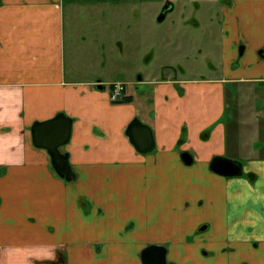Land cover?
I'll list each match as a JSON object with an SVG mask.
<instances>
[{
  "label": "crops",
  "instance_id": "1",
  "mask_svg": "<svg viewBox=\"0 0 264 264\" xmlns=\"http://www.w3.org/2000/svg\"><path fill=\"white\" fill-rule=\"evenodd\" d=\"M161 2L0 0V264H141L140 251L153 243H168V258L178 264H264V157L253 150L240 162L239 130L224 119L227 92L237 97L241 83L263 90V103L254 102L251 112L256 123L264 115V57L259 65L255 60L254 74L231 72L236 45L258 40L264 49V0H233L222 14L215 78L162 77L144 66L154 58L149 48L130 60L133 43L119 45L112 76L99 31L83 64L75 43L68 45L66 9L128 4V12L114 13L118 27L150 40ZM171 24L168 45L178 48L174 28L184 25L173 17ZM224 50L231 54L226 63ZM113 83L123 87L117 100L110 99ZM59 113L71 119L69 141L60 148L69 180L54 171L44 148L33 146L30 133L33 123ZM134 120L150 128L152 151L141 153L131 142ZM216 156L240 162L242 176L215 175Z\"/></svg>",
  "mask_w": 264,
  "mask_h": 264
},
{
  "label": "rangeland",
  "instance_id": "2",
  "mask_svg": "<svg viewBox=\"0 0 264 264\" xmlns=\"http://www.w3.org/2000/svg\"><path fill=\"white\" fill-rule=\"evenodd\" d=\"M199 2L201 9L199 12L195 13L192 8L191 11L186 9L185 5L188 4L187 0H177L174 14L159 23L158 26L153 27L154 29L150 40H148V35H144V37L142 36V40L135 38L134 36L124 35L122 28L118 27L119 19L114 18L116 16L114 13L117 10L128 12L130 9L128 4L117 3L116 5L112 4L98 7L79 5L78 8L75 9V14H71L70 9H68L69 12L67 9L65 10V12H67L65 13L67 15L65 17L67 42L68 45H70L71 41L75 43L74 55L78 59V63L83 64L89 58V54L91 53L90 45L92 33L93 31H99L102 45L106 50L102 60L107 64L112 65V76H115L114 70L119 68L118 63L121 61L119 45L124 46V44L129 45L133 43L136 45L137 50L134 51L130 60L132 62L141 60L143 57V51L145 48H149V52H152L153 54V60L148 65H144V62H141L140 64L147 67V69H151L153 72L157 68L158 71L160 70L159 72L162 73V77H165L166 75H169L170 77L190 79L196 77H219L221 68V56L219 51V3L215 4L214 1L204 3L205 0H200ZM162 6L163 3H158V12L159 10L161 11ZM100 11L105 13V18H95L90 14L99 13ZM215 14L217 17H215ZM172 17L177 25H184L174 28L181 36V44L178 48L174 41L173 44H171L169 40L168 45L167 32L172 27ZM182 17L185 22L180 24L177 21ZM193 19L198 22L197 26L192 22ZM188 21H190V24ZM236 37L241 40L243 36L239 37L237 35ZM83 38L85 41H82ZM119 42L121 43L119 44ZM262 46L263 44H260L258 40L249 41L244 49L243 55L240 57V48L236 45L237 48L232 52L234 63L231 66V72L238 76L242 74H254V72L257 71L254 67V62L259 58L258 49ZM226 51L227 50H224V59L228 55H231L230 52L227 53ZM149 54L151 55V53ZM122 59H124V57H122ZM174 62H178L180 66L178 64L174 65ZM161 66L164 67L160 68ZM108 87L110 86L108 85ZM108 87L106 86L105 89H108ZM236 87L237 97L236 92L232 93L230 89L227 92L228 96L224 119L231 125V131L236 128L239 130L238 134L240 139L237 146L239 147L240 162H244V158L249 157L253 150L257 151L258 155L264 157V115L260 114L259 121L256 123L254 121L253 110L251 112L254 102L260 104L263 103V90L258 86H256V89L255 85L251 84L247 85L241 83L236 85ZM249 117H251L253 121L248 120ZM208 185H211L210 181L208 182Z\"/></svg>",
  "mask_w": 264,
  "mask_h": 264
},
{
  "label": "water",
  "instance_id": "3",
  "mask_svg": "<svg viewBox=\"0 0 264 264\" xmlns=\"http://www.w3.org/2000/svg\"><path fill=\"white\" fill-rule=\"evenodd\" d=\"M102 88V85H97ZM128 130L131 142L141 152L153 149V138L148 126L142 125L138 120ZM71 119L63 113L57 114L54 118L45 122H35L30 128L32 144L38 148H44L49 157L54 171L60 176L69 180L72 175L68 163L67 154L62 153L60 148L66 145L70 138ZM143 145L144 148H142ZM189 159L188 154L183 155ZM210 170L222 176H239L242 173V165L238 161L216 156L210 162ZM162 248L150 247L142 253L143 264H163L164 257L161 254Z\"/></svg>",
  "mask_w": 264,
  "mask_h": 264
},
{
  "label": "flooded vegetation",
  "instance_id": "4",
  "mask_svg": "<svg viewBox=\"0 0 264 264\" xmlns=\"http://www.w3.org/2000/svg\"><path fill=\"white\" fill-rule=\"evenodd\" d=\"M176 1L177 0H162V2L161 3H163V6H162V9H161V11L159 10V12H158V17H157V20H158V22L159 23H161V22H163L164 20H165V18H166V16L169 14V13H171V12H175V9H176ZM188 1V4L187 5H185V7H186V9H188L189 11H191L192 9H193V11L196 13V12H199L200 11V9H201V5H200V0H187ZM211 2V1H214L215 2V4L216 3H219V7H218V12H219V14H220V29H221V27H222V20H221V17H222V14L224 13V11L225 10H229V9H232V7H233V0H205V2L204 3H207V2ZM213 2V3H214ZM192 8V9H191ZM185 9V10H186ZM187 10V11H188ZM215 17H217V15L215 14ZM192 22L195 24V26H197L198 25V22L196 21V20H192ZM188 23L190 24V21H188ZM239 48H240V57L243 55V53H244V49H245V47H246V44L245 43H240L239 45ZM258 52H259V58H257V61H258V63L257 64H255V65H259V63L261 62V60H262V58L264 57V49H263V47H260L259 49H258ZM113 84H115V83H113ZM113 84H110L109 86L110 87H113L112 88V91L114 90V86H113ZM120 84V83H119ZM120 86H121V92H122V89H123V87H122V85L120 84ZM136 121L134 120L131 124H130V126H129V128L131 127V126H133V124L135 123ZM129 128H128V130H129ZM144 146H147V145H143L142 146V148H144ZM153 148H154V145H153ZM139 150V149H138ZM153 150V149H152ZM151 150V151H152ZM140 151V150H139ZM141 152V151H140ZM148 152H150V151H147V152H141V153H148ZM185 153H183L182 154V159H183V161H184V163H190L191 162V158H190V162L188 161L189 159H187V158H184L183 157V155H184ZM190 157V156H189ZM211 162V161H210ZM242 165V164H241ZM210 171H212V170H210ZM213 172V171H212ZM215 175H217V176H220V177H233V178H237V177H240V176H242V175H239V176H222V175H219V174H217V173H215V172H213ZM242 173H243V171H242ZM241 173V174H242ZM71 177H72V175H71ZM186 204V203H185ZM199 206L200 205H202V202L201 201H199L198 203H197ZM187 205V204H186ZM207 227V225L206 224H202V225H200L196 230H197V233H201L200 231H204L203 229H205ZM150 247H160V248H162V250H164V252H162L161 251V254H162V256L164 257V263L163 264H178L176 261H173V260H169V258H168V255H169V247H168V243H153V244H149V245H147L146 247H144L139 253V260H140V263L141 264H143L142 263V258H141V256H142V253L146 250V249H148V248H150ZM201 253H202V255L204 256V257H208V256H210L211 255V253L209 252V251H207V250H204V249H202L201 250ZM60 260H61V262H63L64 261V258H60Z\"/></svg>",
  "mask_w": 264,
  "mask_h": 264
},
{
  "label": "built area",
  "instance_id": "5",
  "mask_svg": "<svg viewBox=\"0 0 264 264\" xmlns=\"http://www.w3.org/2000/svg\"><path fill=\"white\" fill-rule=\"evenodd\" d=\"M114 90L112 91V95L110 97L111 100H117L121 95V86L119 83L113 84Z\"/></svg>",
  "mask_w": 264,
  "mask_h": 264
}]
</instances>
